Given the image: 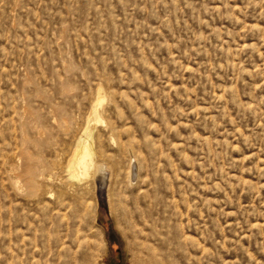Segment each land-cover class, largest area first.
<instances>
[{
  "label": "rangeland",
  "instance_id": "374dc122",
  "mask_svg": "<svg viewBox=\"0 0 264 264\" xmlns=\"http://www.w3.org/2000/svg\"><path fill=\"white\" fill-rule=\"evenodd\" d=\"M0 264H264V0H0Z\"/></svg>",
  "mask_w": 264,
  "mask_h": 264
},
{
  "label": "bare ground",
  "instance_id": "6f19581e",
  "mask_svg": "<svg viewBox=\"0 0 264 264\" xmlns=\"http://www.w3.org/2000/svg\"><path fill=\"white\" fill-rule=\"evenodd\" d=\"M90 120L95 122H102L97 116L96 108L93 109ZM91 149L92 143L90 141V136H86V134H83L78 142V149L77 151H75L74 157L69 163V169L71 170L70 176L72 178L82 180L91 175V170L87 165V162H92L94 160V156ZM82 170L83 174L81 172ZM130 172H133V169L132 171L130 170L129 173Z\"/></svg>",
  "mask_w": 264,
  "mask_h": 264
}]
</instances>
